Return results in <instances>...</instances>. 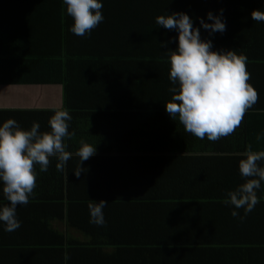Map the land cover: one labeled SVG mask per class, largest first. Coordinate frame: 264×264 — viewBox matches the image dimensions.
<instances>
[{"label": "crops", "instance_id": "1", "mask_svg": "<svg viewBox=\"0 0 264 264\" xmlns=\"http://www.w3.org/2000/svg\"><path fill=\"white\" fill-rule=\"evenodd\" d=\"M33 1L0 0V39L3 37L0 41V50L15 48L17 43L13 38L19 35H24L26 48L33 52L50 50L66 52L65 43H67L68 49L78 52L105 50L129 55V53L143 51L145 47H142L145 43L146 48L153 46L151 44L147 46L144 23H141L142 26L139 27V22L146 19L143 9L145 2L151 4L158 0H102L101 12L104 20L91 30L90 35L86 36H77L68 30L73 21L65 13L62 0L55 1L59 6L61 5L60 8L62 7L64 12H44V14L36 15V18H32L30 13L25 12L27 6ZM226 2L227 0L220 2L225 9ZM127 5L142 7V12H129L125 7ZM237 8L241 10L240 13L224 11L222 13L225 30L223 33L216 32L217 36L223 39L219 40L221 43L219 49L235 50L237 54L242 51L253 54V61L247 60L246 70L250 74L248 83L257 92V100L251 108L246 110L233 133L221 137L217 142L222 146L229 144L236 147V150H240L229 154L227 160H219L221 165H219L218 177L212 176L211 181L217 182L219 186L208 188L200 183V187L183 189L173 181L167 189H154L149 192L146 190V181L152 176L157 179L163 175L177 178L186 169L185 172H189L191 177H199L205 185L210 178L208 175L213 170L211 167L194 168V164H202L205 160L194 163V160L190 158L191 161L186 162L185 165H192L191 168L180 167L184 166V163L176 161L170 164L172 167L165 168L163 167L167 163L165 158L155 160L149 156L139 157L138 152L128 154L115 152L117 148L160 147V144L143 146L127 138L94 144L97 148L109 147L113 151L102 153V159L97 160L95 165L90 163L89 158L82 161L80 166L83 171L79 176L73 173L79 166H71V158L66 162L63 173L58 172L56 168L54 170L51 168L55 166L56 163L53 162H56V158H49L48 169L41 174L42 178L49 179L46 184L48 194L52 193L53 183L60 186L59 181L62 180L63 193L58 192V197L67 199L69 184L66 180L71 179L80 184V188L73 190L72 196L76 199L80 198L81 203L76 202L74 210L66 205L45 206L47 211H42L44 213L41 212V214L46 216L44 218L50 220L49 222H43V218L42 220L29 218L26 213L23 219L29 222L25 220L23 222L21 218L22 224L18 229L10 236L0 237V264H70L80 256L90 255L94 249L100 248L99 244H106V236L109 237V234L114 236L112 244L119 246L135 245L139 244L138 242L149 244L151 241L168 243L172 255L161 253L158 257L164 264H264V184L257 191L259 202L244 216L243 220L232 217L230 211L233 206L224 203L227 192L244 182L238 171V161L242 158V153L249 145L253 151L264 150V138L260 141L256 140L257 133L264 130V22L258 23L250 15L252 10L264 8V0H245L243 8L248 11L247 14L240 6ZM206 13L196 12L191 15L196 20L206 19ZM212 13L216 15L218 11ZM236 20H244L241 28ZM19 22H25L27 26ZM248 22L253 28V51L251 46L241 47L243 37L251 34ZM229 26L236 31L232 32ZM24 29L27 30L23 31ZM57 37L60 38L56 39ZM88 64L89 70H95L92 72L96 73V81L100 78L105 81L111 78V82L117 81L122 84L129 79L130 72L126 71V68L130 67V64L127 61H100ZM131 66L135 67L134 63ZM27 70L28 72L24 75L27 76V81L24 83L28 84L0 85V108L26 111L63 107L62 84L50 83V80L42 84H32L38 80L47 81L46 75H43L46 73V64L42 62L36 67L31 65ZM79 89V99L90 101L86 96L91 91L90 88L80 87ZM74 90L76 93L75 87ZM83 95L87 100L83 99ZM71 96L73 98L76 94ZM109 98H114V94L108 95L107 99ZM95 104H97L96 101ZM109 112L114 113L105 115L108 118L138 114H129L128 111L120 110H109ZM119 112L122 114H118ZM144 114L140 113V116ZM124 121L126 119H118V122L111 126L104 125V127H115L119 122ZM139 121L140 125L137 123V126L134 125L133 128L141 132L151 131L145 124V117H140ZM173 121L174 124L171 127H174V130L186 135L188 139L192 138L186 148L203 146L202 141L205 140L185 132L178 118ZM130 123H136V120ZM154 127H156L155 123ZM65 143L72 147H78L79 144L70 140ZM169 146L176 147L174 143ZM77 160L79 161V158ZM170 160L173 161V159ZM129 180L142 183L144 188L126 190V184H130ZM163 198L167 200L162 201ZM89 199L94 201L103 199L107 203L103 209L106 221L103 226L89 223L87 208ZM237 212L243 215L242 208L237 209ZM51 215L55 218L47 217ZM45 224H49L51 229L45 228ZM62 234L66 238H63ZM98 258L99 262L93 257L90 261L92 260L94 264H118L125 261V259L104 255ZM127 263L125 261L124 264Z\"/></svg>", "mask_w": 264, "mask_h": 264}, {"label": "trees", "instance_id": "2", "mask_svg": "<svg viewBox=\"0 0 264 264\" xmlns=\"http://www.w3.org/2000/svg\"><path fill=\"white\" fill-rule=\"evenodd\" d=\"M232 1L235 2L230 3L227 0L226 9L220 5L221 0H158L151 4L145 2L143 9L145 10L146 19L139 22V27L142 26L141 23H144L145 41L147 42V46L148 44L153 46L146 48L145 43L142 47H145L143 51L132 54L129 53V55L121 53L116 54L105 50L99 52H78L68 49L67 43H65L66 52L61 53L52 50L48 52H33L26 48L24 35L16 36L13 38L15 43H17L15 48H9L8 50L3 48V50H0V85L28 84L24 83L27 81V76H24L28 72L27 68L31 65L36 67L44 62L46 64V73L42 74L46 75L45 78L47 81L43 82V80H38L32 84H42L49 80L50 83L56 82V84H62L63 107L69 109L70 114L72 115L68 130L74 132V135L67 140L79 143L81 139H84L85 142L92 146H95L94 144L99 142H108L110 140L120 141L126 140V138L135 140V142H139L143 146L160 144V147H140L138 149L117 148L114 151L127 154L138 152L137 154L139 157L149 156L155 160L165 158L167 160V163L163 165L165 168L172 167L170 164L174 161L184 163V166L180 167L191 168L192 165H185V163L191 161V159L194 160V163L205 160L202 164H194V168L199 169L211 167L213 170L212 173L208 175L210 178L205 185L199 177H191L189 172H185L186 169H184L177 178L164 177L163 175L157 179L152 176V178L150 177L146 181V190H149V192L154 189H167L170 187L169 184L173 181H175V184H177L179 188L183 189L195 188L201 184L208 188L216 187V185L219 186L217 182H211L212 176L218 177L219 165H221L219 160H227L229 159V154L240 150H236V147L229 144L228 146L217 144L219 139L215 142L207 140L206 137L203 139L205 141H202V147L186 148L192 138L188 139L186 135L178 130H174V127H171V125L174 124V121L169 117L164 108V103L171 98V94L167 91L170 86L168 80L169 63L167 50L175 49V37L177 34L174 30H166L163 26L158 27L155 23V17L173 11H183L193 20L194 26L199 28L201 39H211L213 48L219 49L221 46L219 40L223 39L220 36H217L216 32L209 36L208 31L199 27L198 19L196 20L191 13L208 11L217 12L221 7L224 12L240 13L241 10L237 8L240 6L243 12L247 14L248 11H245L243 8L245 0ZM237 1H239V3ZM24 6L25 4L23 7ZM60 6L55 0H34L31 2V5L27 6L25 12H27V14L30 13L32 18H36V15L44 14V12H64L63 8H60ZM125 7L129 12H142V7L137 8L134 5H127ZM243 21L236 20L239 28H241ZM19 23L23 26H27V23L25 22ZM248 24L251 34H247L243 37L241 47L244 46L248 48V46H251V50L253 51V28H251L252 26L249 22ZM229 28L232 32L236 31L230 26ZM136 29L139 28L136 27ZM25 30L27 29H24L23 31ZM60 35H62V31H60ZM139 35L141 36V33ZM169 37L172 39L169 40ZM59 38L60 37H57L56 39ZM2 40L3 37H1L0 41ZM242 53L246 55L247 60L253 61V54L251 55L248 51H242ZM115 60L127 61L130 64V67L126 68V71L130 72V75L125 83L121 84L117 81L111 82V78L107 77L106 81L102 78H100L99 81H96V73L92 72L95 70L88 69L89 62H112ZM133 63L135 67L131 66ZM73 86L76 89V93ZM79 86L82 88H90L91 91L86 95L90 101L87 102L79 99ZM111 93L114 94V98L107 99L108 95H111ZM72 94H76V96L72 98ZM83 97V99H86L85 95H83ZM95 101L97 104H95ZM109 110L128 111L129 114H138L119 115V117L108 118L105 115L108 113H114L109 112ZM140 113L145 114L144 116H140ZM52 114V109H29L24 111L21 109L9 110L0 108V122L8 118H13L22 128L27 129L31 126L33 121H37L40 124L39 131H50L48 120ZM118 114H122V112H119ZM123 114L126 113L123 112ZM140 117H145V124L151 130L150 132H141L137 131V128H133L137 126V123L140 125ZM118 119H126L127 122H119L115 127H104V125L111 126L115 122H118ZM134 120H136V123H130V121L133 122ZM154 123L156 124V127H154ZM173 143L176 147L169 146L173 145ZM78 148L79 144L78 147L67 145L66 151L73 154L71 156V166H79V161L77 160L78 157L75 155ZM95 148V153L88 159L91 161L90 163L92 165H95L97 160L102 159V153H112L113 151L109 147ZM170 159H173V161ZM34 168L37 172V176L36 186L32 190V195L29 197V201L26 205H17L16 213L17 218L20 221L21 218L23 219V216L28 213L29 218H36L35 220H42L43 218V222H49L50 220L44 218L46 216L41 214L42 211H47V208L45 207L47 205H66L69 206V209H76V202L79 201L81 203V199H76L72 196V192L74 189H78V187L80 188L79 182L72 181L71 179L66 180L69 184L67 185V199L64 197H58V192L63 193L62 188L64 183L62 180L59 181L60 186L53 183L51 187L52 193L48 194L46 184L49 179L42 178L41 174L44 172L39 171L38 164L34 165ZM51 168L54 170L55 166H51ZM53 181L57 182V180ZM129 181L130 184H126V190H133L137 187L144 188L142 183H139L136 180ZM166 200L167 198H163L162 201ZM0 203H7V201H4L2 196H0ZM52 216L53 215L47 217L55 218ZM24 220L25 219H23V222ZM45 225V228L48 229L49 224ZM13 232L14 231L5 232L3 227L0 226V237L10 236ZM112 233L115 235L114 231ZM61 236L63 237L65 235L62 234ZM112 240H114V236L109 234V237L106 236V244H99L100 248L94 249L93 252L91 251L92 253H90V255L80 256L70 262V264H94L92 260L90 261V258L93 257L94 260L99 262L100 260L98 257H101V255L117 259H125V261L128 262L127 264H164L163 261L158 259L159 255H161V253H165L168 256L172 255L170 245L162 241H160L161 243L151 241L149 244L138 242L139 244L135 245L126 244L119 246L112 244ZM125 261L118 264H124Z\"/></svg>", "mask_w": 264, "mask_h": 264}, {"label": "clouds", "instance_id": "3", "mask_svg": "<svg viewBox=\"0 0 264 264\" xmlns=\"http://www.w3.org/2000/svg\"><path fill=\"white\" fill-rule=\"evenodd\" d=\"M62 4L65 13L72 18L68 30L74 35H90L91 30L104 20L102 0H62ZM222 13L223 9L216 15L208 11L206 19L198 18L199 27L208 31L209 36L215 32L223 33ZM250 15L256 22H264V8L254 9ZM155 23L177 34L175 49L167 50L170 82L167 91L171 98L164 103V108L169 117L172 120L178 118L184 131L199 139L206 137L209 141H217L233 133L246 110L257 100L256 90L248 83L246 55L237 54L235 50L214 49L212 40L201 39L199 28L183 11L157 15ZM52 112L48 120L50 131H39L37 121L27 129L13 118L0 122V196L7 201L0 203V226L5 232L20 227L16 209L18 204L28 203L36 186L34 165H39L40 172H46L49 157H55V168L63 173L66 162L73 155L66 151L65 143L74 135L68 130L72 120L70 110L58 107ZM262 138L264 130L256 135L257 141ZM95 151V146L80 140L75 152L79 158V167L73 172L76 176L83 171L81 162ZM238 171L244 182L227 192L224 203L233 206L232 217L243 220L260 199L257 191L264 184V150L253 151L249 145L238 161ZM106 204L103 199H89L90 224L103 226L106 223L103 213ZM241 208L243 215L237 212Z\"/></svg>", "mask_w": 264, "mask_h": 264}]
</instances>
